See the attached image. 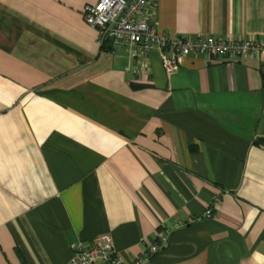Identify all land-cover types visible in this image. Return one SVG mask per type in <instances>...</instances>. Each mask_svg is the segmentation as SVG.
Wrapping results in <instances>:
<instances>
[{
    "label": "crops",
    "instance_id": "crops-1",
    "mask_svg": "<svg viewBox=\"0 0 264 264\" xmlns=\"http://www.w3.org/2000/svg\"><path fill=\"white\" fill-rule=\"evenodd\" d=\"M95 1L0 0V264L101 234L128 262L164 230L144 264H264V55L165 73L98 42ZM145 1L158 33L264 39V0Z\"/></svg>",
    "mask_w": 264,
    "mask_h": 264
},
{
    "label": "built area",
    "instance_id": "built-area-1",
    "mask_svg": "<svg viewBox=\"0 0 264 264\" xmlns=\"http://www.w3.org/2000/svg\"><path fill=\"white\" fill-rule=\"evenodd\" d=\"M145 0H96L84 4L81 9L84 22L97 29L98 42L111 47L127 46L141 53L156 52L160 57L161 69L165 73L175 71L181 60L189 55L204 56L208 59L250 58L264 55V39L248 37L223 39L213 36L172 37L158 33L143 18ZM130 64L126 71H129ZM211 217V209L203 213V218ZM169 230H164L146 249L124 261L113 249L108 234L95 237L89 244L71 243L70 264H144L158 253L166 242Z\"/></svg>",
    "mask_w": 264,
    "mask_h": 264
},
{
    "label": "trees",
    "instance_id": "trees-1",
    "mask_svg": "<svg viewBox=\"0 0 264 264\" xmlns=\"http://www.w3.org/2000/svg\"><path fill=\"white\" fill-rule=\"evenodd\" d=\"M256 144L264 147V140H258V141H256Z\"/></svg>",
    "mask_w": 264,
    "mask_h": 264
}]
</instances>
